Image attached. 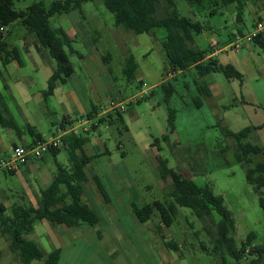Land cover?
<instances>
[{
	"label": "rangeland",
	"instance_id": "374dc122",
	"mask_svg": "<svg viewBox=\"0 0 264 264\" xmlns=\"http://www.w3.org/2000/svg\"><path fill=\"white\" fill-rule=\"evenodd\" d=\"M38 1L40 0H15L14 8L17 11L24 10ZM54 1L59 0H43L45 7H49ZM175 3L177 12L181 16L199 21L204 28L202 33L193 36L191 46L208 52L214 49L220 50L217 53L219 60L226 56L238 58L236 69L242 73V81L229 80L222 73L207 76L205 81L211 88L212 97L204 99L201 108H195L193 100L199 93L195 85L197 76L194 71L177 74L176 79H173L172 73L167 77L163 74L166 59L162 52L160 38L166 33L164 29H156L155 38H152L147 34L135 35L119 28L121 32H119L118 42L112 34L115 31L113 15L100 1L83 3L82 8L90 18L101 19V23L94 25L89 35L93 41L98 39L94 42V49L87 47L83 41L74 43V49L86 56L91 55V50L99 55H111V61L108 64L103 63L101 58L100 62L103 66L105 65L107 78L113 82L114 93L120 92L124 97L122 102L126 110L123 112V120L128 128V131H125L124 127L97 124V120H94L92 123L97 125V129L89 134L91 142L98 147L102 144L110 151V155L104 160L95 159L94 161H107V164H112L116 170L125 172L134 190L135 203L143 205L154 200L170 201L167 196L170 180L160 182L158 179V159H165L168 161V167L184 178L193 180L200 186L208 185L216 195L223 197L225 206L235 220V229L231 235L237 247L246 242L248 235H251L252 246L264 245V213L258 205V195L254 186L247 183L245 179L246 167L234 160L235 140L225 137L223 133L224 129L238 132L245 127H257L252 129L246 141L264 149V47L252 42L240 50L229 48L223 51L234 41L233 32L241 29L247 34L248 31L253 30V18L247 7L243 16L244 23L240 24L236 20L234 5L222 7L214 15H209V8L198 12L185 0H175ZM262 7L256 20L264 19V4ZM74 16L79 18L77 12L71 13L70 17ZM68 19V15H55L50 18V25L52 28L66 29ZM94 30L97 32L93 33ZM5 35L10 46L21 49L19 45L23 46V43L18 38L16 25L8 27ZM126 51L128 55H133L138 65L136 79L132 82H127L121 71L125 63ZM20 57L25 60L22 50H20ZM69 61L75 74L66 84L60 85V89L65 92H73L75 89L80 97L98 106L100 103L90 92L94 68L92 67L90 71L86 70V66L77 54H69ZM53 63L55 64L54 61ZM12 65L15 66L10 67H18L15 63ZM13 70L14 68L5 70L0 64L2 95H6L2 85L13 83ZM19 73L25 76L32 74L29 68L19 69ZM43 78L44 74L41 71L39 79L43 80ZM166 78L175 87V92L169 99V106L175 110V119L174 131L169 134V140L165 142L161 139L164 134H167V111L160 83ZM137 79L143 80L145 84L143 91H139L136 87ZM37 89L39 87H32L33 92ZM140 92H143L142 97H139ZM133 95L134 99L141 101H132ZM49 97L48 102L41 100L39 103L31 101L27 104V108L32 113L29 122L36 125L46 140L52 137L54 127L62 122L65 114L58 104V96ZM101 102L109 108V102L106 99L103 98ZM5 105L9 114L19 124L25 122L21 117L20 109L17 108L20 104L10 101L6 96ZM218 121L220 126H216ZM7 133L8 129L0 127V139L7 145L6 150H0L1 161L7 160L11 152L8 147ZM155 139H159V142L153 146ZM119 141H121V148L117 150ZM86 149L88 151V146ZM121 152H124L123 156ZM55 161L68 166L66 151L62 149L56 156L49 153L43 160L51 177L56 172ZM257 162H264V155L254 156L253 163ZM92 167L95 172L96 169L100 171L103 169L101 162L93 163ZM20 173L25 179L33 180L36 176L24 169H20ZM86 173L88 179L92 178L89 168L86 169ZM100 179V184L107 188L104 177ZM21 186L19 176L0 170V202H6L2 194H6L8 188L19 190ZM132 201L134 202L133 198H130L129 202ZM177 209L175 219L169 228L160 224L158 214L154 217L157 225L152 228L153 235L158 239L163 251L171 255L172 264H220V256L212 253L217 237L215 221L219 220V216L213 214L215 221L209 217L199 219L190 209L182 207ZM123 219L128 223L130 232L133 230L136 232L126 209H123ZM34 225L37 231L41 228L39 221ZM148 237V234H143L146 242ZM165 242L175 244L176 248L166 246ZM42 243L45 249L50 248L46 241ZM136 248L140 250L139 246ZM249 251L250 247H247L240 261H235L224 253L227 264H250L255 257L250 255ZM4 252H7V248L2 238L0 239V260ZM65 253L70 264H82L92 254L91 264H111V261L105 258L96 246L89 248L84 244H77L70 246ZM137 260L143 259L139 257ZM31 264H41V262L33 261ZM146 264H157L156 255L154 254L150 260L146 261Z\"/></svg>",
	"mask_w": 264,
	"mask_h": 264
},
{
	"label": "trees",
	"instance_id": "16d2710c",
	"mask_svg": "<svg viewBox=\"0 0 264 264\" xmlns=\"http://www.w3.org/2000/svg\"><path fill=\"white\" fill-rule=\"evenodd\" d=\"M15 0H0V27L5 28L18 22L28 33L33 34L37 40L36 50L40 53L45 50L56 66L47 81V87L43 91V97L47 99L53 94L57 86L65 84L73 67L69 61V54L79 53L73 48V39L61 29H53L50 26V18L55 15L68 14L77 11L82 14V4L87 1H100L113 15L114 27L123 31L132 32L135 35L150 34L155 36L156 29H164L165 35L161 39V48L166 59L163 74L167 77L193 70L197 76L195 85L199 95L193 100L195 108L203 106V100L212 97L211 90L205 78L213 73H222L225 78L242 81L243 75L233 65L222 64L213 56L212 51H202L192 47L193 36L203 32L204 28L199 21H194L177 12L175 0H59L54 1L49 7H45L43 0L32 3L24 10L17 11L14 8ZM198 12L209 8V15H214L222 7L235 6L237 22H242L246 7L245 0H185ZM253 42L264 47V34L256 37ZM5 41L4 32L0 31V61L3 66L16 62L22 66V61L15 48H9ZM103 63L108 64L111 55H101ZM138 65L133 55L129 54L125 59L123 76L127 82L135 80ZM172 80V79H171ZM141 86L138 85L137 88ZM164 93L163 102L167 111V134L162 136V141L169 140V134L174 131L175 110L169 106V99L175 92V87L169 79L160 83ZM91 118V114L87 115ZM64 121V120H63ZM113 121L118 126L124 127L122 113L114 111L102 115L97 119V124ZM62 128L64 126L60 124ZM220 126V121L216 123ZM0 127L13 130L20 137L21 128L13 117L0 96ZM257 127H245L238 132L224 129V136L235 140V162L246 167L245 179L254 186L258 195V205L264 213V162L253 163V157L264 155V149L258 145L246 141L252 129ZM25 130L33 139V144L42 140L37 130L25 125ZM126 130V127H124ZM120 133V130H119ZM121 134V133H120ZM63 148L50 149L49 153L56 156L62 149L66 151L69 165L65 166L56 162V172L51 183L40 191L36 206L15 205L10 214L5 215V210H0V237L7 236L9 250L14 253L20 264H31L33 261L42 264H58L59 250L44 253L35 242L25 236L33 231L35 222L45 220L51 227L65 225L73 228L82 224L93 226L98 223L96 213L82 200L84 186L88 181L85 173L87 164L92 160L85 154L83 145L88 141L86 133H67L61 137ZM159 139L152 143L155 146ZM32 145V144H31ZM160 149V148H159ZM158 176L161 180H170L168 191L169 200H155L151 204L140 208L135 207V214L140 222H146L156 212L160 224L169 228L177 214L178 207L187 208L199 219L212 218L213 214L219 216L215 221L217 237L212 253L220 256V264H227L224 253L235 261H240L245 255L247 247L249 254L255 258L250 264H264V245L252 246L248 235L246 242L240 247L235 245L231 235L235 229V220L231 212L224 204L223 197L216 195L208 185H197L193 180L184 178L172 168L168 167V161L158 159ZM11 173V172H10ZM98 191L106 199V193L99 181L95 179ZM158 230V227L156 228ZM166 246L176 248L175 244L165 242ZM205 250V247H203Z\"/></svg>",
	"mask_w": 264,
	"mask_h": 264
},
{
	"label": "crops",
	"instance_id": "0c3cea01",
	"mask_svg": "<svg viewBox=\"0 0 264 264\" xmlns=\"http://www.w3.org/2000/svg\"><path fill=\"white\" fill-rule=\"evenodd\" d=\"M245 1L246 7L248 8V12L253 18L252 27H254L257 21L256 18L258 17L259 12L263 9L262 5L264 4V0ZM74 12L77 11H72L68 14H63L69 16V23L67 26L68 28L61 29L67 34L69 38L73 39V45L77 41H83L84 43H86L87 47L94 49V42H97L98 38L93 41L91 38H89V35L90 32H92V27L94 25L96 26L100 24L101 19L99 17L90 18L84 12L83 8L82 14H79L77 12L79 14V18L75 16L70 17L71 13ZM238 23L243 24L244 17L242 22ZM13 25H16L18 38L23 43V46L21 44L19 46L21 48L20 50H22L25 56V60L21 59L19 48L15 46H10L7 41V38H5L6 43L9 45L8 47L15 48L17 50L19 57L22 61V66H19L16 62H11L6 66H3L0 61V64L2 65L3 69L7 70V68H14L13 83L11 85H2V89L5 91L6 95H2L0 93V96H2L4 103L7 96L10 101L20 104L17 105V108L20 109L21 117L25 122L23 124H19L16 119L11 115L15 120L16 124L21 128L22 134L20 135V137H18L13 130H8L7 137L8 147L10 151H12V149L17 146H27L33 144V139L25 130L26 124H29L30 126L34 127L37 132L40 133L36 125L29 122L32 117V113L27 108V104L31 101L39 103L41 100L45 102H48L50 100V97H48L47 99L43 97V91L45 90V87L47 86V81L56 66V64L53 63V60L49 57L48 53L45 50H42L40 53L36 50L37 40L33 34L28 33L18 22H15L10 26ZM8 27L4 28V37L7 36L5 35V31ZM114 28L115 31L112 34L114 38H116V40L119 42V32L121 31L119 30V28ZM96 32V30L93 31V33ZM236 33L240 35L246 34L241 29H238L232 33V36L234 37ZM147 35L151 36L152 38H155V36L153 35ZM161 39L162 37L160 38V40ZM219 51L220 50H218V52ZM90 52V56L79 54L78 57L80 61H82L83 64L86 66V70L90 71L92 67L94 68V79L90 83V92L93 98L100 104L96 106L93 102H90L82 96L80 97L75 89L73 90V92H65L60 89V85L57 86L51 96H58V104L61 106L62 110L65 113L63 116L64 121L62 120L61 122L64 128L60 126L61 123L59 125H56L54 127V131L52 132V137L55 135L56 130L59 128L65 130L66 134H87L88 141L83 145V150L87 156L92 157V160L87 164L85 168V173L86 169L89 168L90 174L93 176L92 178L90 177L88 179L89 183L87 181L84 186L82 200L90 209H92L96 213L98 217V223L93 226L82 224L73 228H68L63 224L51 227L47 221L41 220L39 221V223L41 224V228L37 231L34 225L33 231L26 235L27 237H25L28 240L35 242L44 253H49L53 250L58 249V264H64L63 262H65V264H70L69 259L67 260V253H65V250H67L70 246H76L77 244H84L86 247L89 248H91L92 246H96L104 254V257L111 261V264H146V261L150 260L154 254L157 257V264H172L173 259L171 255L166 254L163 251L158 239L153 235L152 228L154 225H157L154 222V217L155 215H157V213L154 212L151 215L150 219L146 222H140L135 214V207L140 208L144 205L151 204L153 201L151 203L143 205L142 203L136 204L134 190L132 185L130 184L129 176L125 172L116 170L115 166H112V164H107V161H94L95 159L104 160L107 156L110 155V151L104 148L102 144L101 147H98L97 144L91 142L89 134L91 131H95L97 129V125L92 122L94 120H97L102 115L113 113L114 111H119L118 109H111L106 107L105 104L101 102V100L104 98L108 102L112 99L117 102H121L124 101V97L120 92H115L116 94L114 93V89L112 86L113 82H110L107 78L105 74V65L103 66V64H101L100 62L101 54L99 55L96 51L94 52L93 50H91ZM218 52H215L209 56L217 58ZM126 53L127 55L124 59L128 57V52L126 51ZM219 62L224 65L230 64L237 68L236 65L238 63V58L226 56L220 59ZM13 63H15L18 67H10L15 66L12 65ZM123 67L121 70L122 72ZM25 68H29L30 73L32 74H28L27 76H25L19 73V69ZM41 71L44 74L43 80L39 79V73ZM74 72L75 71H73L69 79L75 74ZM137 81L138 85H140L141 83V86L138 88L139 91H143V87L145 86L143 80L137 79ZM138 85L136 87H138ZM33 86L39 87V89L33 92ZM140 101L141 100H139L138 102ZM121 113L123 116V112ZM88 114H91V118H87ZM104 124L108 123L106 122ZM111 125L114 126L117 124L111 121V124L109 126ZM124 127L126 126L124 125ZM125 131H128L127 127ZM27 136H29V138H27ZM41 136V141H46L42 134ZM15 139H17V141H15ZM6 146L7 145L5 144V142L0 139V150H6ZM87 146L88 151L86 149ZM120 148L121 141L117 142V150ZM47 154H49V152ZM47 154H45L42 160L40 161H30L28 164L21 166L15 172H8L9 174L19 176V180H21L22 186L19 190L8 188V192L6 194H2V197L6 202H0V210H5V215H9L11 208L15 205L34 207L36 206L40 191L51 183L54 176L53 175L51 177V174L43 163V160L45 159ZM121 155L123 156L124 152H121ZM56 162L57 161H55V165ZM96 162L102 163L103 169L101 171L97 169L96 172L94 171V167L92 166L93 163ZM20 169H24V171L36 175L35 178H33V180L25 179L22 176V173H20ZM100 177H104V181L107 184V188L100 184L106 193V199L101 196L98 191L97 184L95 183V179H97L98 181L101 180ZM158 179L160 180V182L162 181L159 176ZM130 198H133L134 202H129ZM123 209H126L127 213L130 215L134 229L136 228V232H134V230L130 232L128 223L124 222ZM6 211H8V214H6ZM143 234L149 235L147 242L144 240ZM2 238L4 239L7 252L1 254L0 264H20L16 255L12 253L8 248V237L5 235L3 237H0V239ZM42 241H46L48 247L50 248L45 249V246ZM138 246L140 247V250L136 248ZM72 255H74V253H72ZM92 255H90L87 261L83 262L82 264H91ZM139 257L143 260H137V258Z\"/></svg>",
	"mask_w": 264,
	"mask_h": 264
},
{
	"label": "built area",
	"instance_id": "2783aa9c",
	"mask_svg": "<svg viewBox=\"0 0 264 264\" xmlns=\"http://www.w3.org/2000/svg\"><path fill=\"white\" fill-rule=\"evenodd\" d=\"M0 31L4 32V28L0 27ZM262 34H264V19H259L256 21L252 31L244 35L236 33V35L234 36V41L226 46L223 51H226L229 48L240 50L241 48L252 43L256 37ZM215 52H218V50L214 49L213 53ZM142 94L143 92H140L139 97H142ZM134 98L135 96H133L132 101H138ZM109 108L118 109L120 112H124L126 110L122 101L117 102L113 99L109 101ZM65 134L66 131L59 128L56 130L55 135L49 140L40 141L32 145H21L13 148L7 160H3L0 162V170H4L6 172H15L21 166L28 164L30 161L42 160L44 155L47 154L50 149L63 148L61 137Z\"/></svg>",
	"mask_w": 264,
	"mask_h": 264
}]
</instances>
